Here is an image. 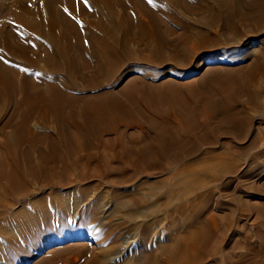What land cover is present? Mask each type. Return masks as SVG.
<instances>
[{
    "label": "bare ground",
    "instance_id": "1",
    "mask_svg": "<svg viewBox=\"0 0 264 264\" xmlns=\"http://www.w3.org/2000/svg\"><path fill=\"white\" fill-rule=\"evenodd\" d=\"M87 1L0 0V204H24L8 206L11 221L0 233L33 239L50 231L56 215L60 227L68 217L74 229L91 218L89 234L96 239L100 225L99 235L112 231L105 221L121 216L118 223L133 230L138 218L153 216L132 239L118 234L94 253L81 247L83 264H205L223 245L202 220L210 218L224 235L235 227L238 206L240 216L256 213L253 228L264 237V205L238 195L231 203L215 197L221 180L222 189L231 188V175L248 154L242 179L255 173L264 181V149L251 151L259 140L241 143L246 147L235 156L232 141L219 137L225 126L249 135L244 107H261L264 84L256 77H264V47L255 55L219 57L222 69L194 83L181 84L169 71L189 70L193 57L214 46L230 50L244 35L239 22L262 29L264 0ZM182 13L205 15L193 21ZM218 24L227 32L224 42ZM127 75L132 80L117 91ZM168 75L171 81L163 83ZM34 117L41 121L32 123ZM188 143L193 151L204 143L210 149L197 162L173 163L189 153ZM219 143L230 150L216 151ZM153 171L163 177L151 179ZM215 203L221 215L212 211Z\"/></svg>",
    "mask_w": 264,
    "mask_h": 264
},
{
    "label": "rangeland",
    "instance_id": "2",
    "mask_svg": "<svg viewBox=\"0 0 264 264\" xmlns=\"http://www.w3.org/2000/svg\"><path fill=\"white\" fill-rule=\"evenodd\" d=\"M43 1L44 0H37L36 3H38L39 5H43ZM78 1L79 2L83 1V3L85 2V4H87V2H88L87 0H78ZM8 4L11 5L13 3L9 2ZM27 4H28V6L30 5L29 3H27ZM118 9H120V8L118 7ZM3 14H5V13H3ZM182 15L189 17V19L194 21L197 18L203 17V15H205V14L202 13V14H197V15L196 14H188L187 15V14L182 13L181 16ZM238 25H239V28L244 33V35L237 38L234 45L232 44V47H230V50L221 49V46H214L213 48H211L209 50L211 52L210 54L208 53V54H204V55L203 54L202 55H196L195 57H193L190 61L191 66H189L190 67L189 70L181 71L180 74H179V71H177L175 69L172 70L173 68H170L171 70H169V71H171L172 73H174L176 71V73H178L179 77L181 78V80H180L181 84L185 85V84H189V83H194L196 80H199V78L202 77V75L208 73L212 69H219V68L222 69V67H221L222 63H219V61H218V58L221 56L234 57L235 55H237L238 52H241V51L248 52L250 54L253 53V55H255L256 52H257V54H259L261 52L260 49H262L261 47L262 46L264 47V45H263L264 44L263 43L264 42V34H263L264 33V27L262 29H260V28L256 29L255 27H252V26H250L244 22H239ZM223 26H224L223 24H218L214 27V29L218 32V39L220 41L224 42L225 36L227 35V32L223 31ZM253 28H255V29H253ZM165 33H166V35L169 36L168 30H166ZM176 33H180V31L177 30ZM169 37L171 38V41H172V36H169ZM130 44L132 47H134V44H135V46L137 45L135 42H133V43L130 42ZM141 46H143V45H141ZM165 50H167L166 51V53H167L168 48H166ZM223 58H225V57H223ZM168 76H166L165 79L163 77V79H164L163 83L171 81L170 76L169 77ZM120 78H121L120 80H122V82H120L117 85V87H116L117 91L122 90L132 80L131 78H133V77L131 75H127L125 77L121 76ZM166 78H170L169 81ZM256 79H258V82L260 85L264 84V77L263 76L258 75L256 77ZM261 80H263V81H261ZM172 81H174V79ZM262 87H264V85ZM261 99L262 100H260V99L258 100L260 105H261V107L259 109H256L252 104H246L244 107V109L246 110L247 113L249 110L248 114H249L250 119H251L250 124H249L250 129L248 127V129H249V133H248L249 135L248 136L241 137V136L234 135V133L232 132V129H231L232 126H225V127H222L219 129L220 134H221L219 136L221 142H225V140L226 141H228V140L232 141V144L229 147L231 150L229 148L228 149L231 152H233L235 156L237 155L236 151L239 150V147H246L244 145H246V144L248 145L250 143V141L252 139L254 140L255 138L259 141H258V144L251 151L257 152L259 149H260V151H262L264 149V135H263L264 134L263 133L264 132V92L261 96ZM248 106H250V107H248ZM40 121H41V119L39 117H34L31 120L32 123L40 122ZM230 129H231V131H230ZM224 131H225V133H224ZM227 133H229V134H227ZM250 134H251V136H250ZM227 135H229V136H227ZM233 143L236 144V145H234L235 147H232ZM238 143H240V144H238ZM241 143H243L244 145ZM236 146H238V147H236ZM187 148L189 150L188 154L186 153L184 155V157H182L181 159L172 160V162L176 163V164L181 163V162H185V163L197 162L198 160L201 159V157L204 156V153H202V151L209 150L210 146H209V144L204 143V144L199 146L200 151H193L195 149L193 143H188ZM215 148H216V151H219V152L228 150L227 148L223 149L221 143L217 144V146ZM250 161H251V158L249 159V154L244 156V157L242 156L240 166L237 168V171H235L233 173L234 175H231L232 176L231 177V179H232L231 185L232 186L229 190L226 191V189H222L221 185H222L224 180L220 181V183L216 187V189L217 188L218 189L215 191V197L217 200L219 199L221 201L223 200V202L231 203L232 197L234 195H238L239 198H241V200L251 199L249 201L247 200L250 204H253V205L259 204L257 206L264 205V202H263L264 201V181L258 180L254 175L255 173L252 174L251 179H247V178L245 179L244 178V180H243L242 176H241L243 170H245L248 167L247 163H250ZM255 168L260 170L262 167L260 165H258ZM159 175H160V173L158 171H153L151 173L150 177H151V179H159ZM160 176L163 177V174ZM259 179L264 180V177H262V178L259 177ZM240 180H241L242 186H244V188H247L249 190V192H251V194H253V196H248L247 193L245 194L244 189L240 185ZM243 183H245L246 186ZM37 185H38V183L33 184V187H38ZM39 185H41V184H39ZM106 187L109 188L110 190H112L111 187H109V186H106ZM206 187L210 188V185L207 184ZM47 188H48V186L44 187V192L48 191L49 188L48 189ZM142 189L146 190V188H142ZM233 189L237 192H234ZM218 192H219V195H218ZM257 194H260V195H257ZM215 200H213V201L215 202ZM164 201H165L164 198H161L158 201H156V203H158L159 206L162 207L164 204ZM260 201H261V203H260ZM5 203H7V204H0V225L5 224L7 222L9 223V221H11L9 219L10 213H9V211H7L8 210L7 208L9 205H10L9 206L10 208H13L15 210L23 207V205H24L22 202L21 203L20 202L13 203V202L7 201ZM25 207L27 209H34L33 204H27ZM210 207H212V209H214L212 211H216V213L218 215H221L220 211L217 210V208H216V203L214 205L212 204V206L210 205ZM236 207H237V209H236V212L234 214V218H235L234 223L235 224L233 225L235 227L230 226L228 228V226H227L224 235L219 233L218 228H221L219 225H218V228H216V231L214 230L215 228H214L210 218H204V220H202L203 224L208 229H210L212 232H214L215 240L218 242H219V240H221L222 245H223V247L220 250L221 253H220L219 257H217L215 259L207 258L204 261L205 264H264V237H262V238L258 237L257 233L254 231V228H253V223H254L256 213L251 212V214H248L246 216L244 214L240 216V208H238V206H236ZM210 212H211V209L209 208L207 210V213H210ZM54 217H56V218L52 220V228L50 229V231L33 238L34 240L29 239V238H23V237H21L22 238L21 239L20 236H18V238H19L18 239L16 235L14 237H11V236L9 237L8 235H6L5 233H3L1 231V233H0V264H50V263H52V264H78V263L83 264L84 260H85L86 253L83 254L84 252L79 253L77 251L81 247L83 250L85 249L87 251H90V249H91L90 252L94 253V252H98L99 246L101 247L102 244H105V245L109 244L111 239H113L118 234L123 235V233L124 234L126 233L125 236H130V234H136L138 236L139 233L137 231H133V230L136 229L137 227L139 229V225H141L142 222L150 221L152 219L151 217H153V216H149V217L146 216L145 218H138L136 220V222H134L136 224V226L133 230L131 229L132 232H131V230H129L130 225H128V223H126L125 221H123L121 224L118 223V221H122L121 216H120V219H115L112 222H106L105 221V222H103V225L106 224L107 228L111 229L112 231L109 232V234L106 236L99 235V233L101 234V232H102L101 229L103 227L102 225H100V228H98V235H97L96 239H93L92 236H90V234H89L90 233L89 232V230H90L89 226L95 224V221H92L91 218H90L91 221L88 219L86 222L79 223V224L77 223L78 224L77 229H74L71 226V223L69 222L70 219L68 217L66 219H64L66 222L63 226L61 225V227H60V225H58L59 220L56 221L58 219V216L55 215ZM217 221L219 223H221L222 219L218 217ZM127 227H128V230L126 231ZM61 230H63V231L61 232ZM75 231H76V233L80 234L79 235L80 237L78 236V234H77V236L74 235ZM57 233H60L61 240L58 238L56 239ZM65 234L73 235V236H68L66 238L64 237L62 239V237ZM132 237L133 236H130L129 239H132ZM124 238L120 239L118 243L120 244L121 242H123ZM20 239H21V241L23 240L24 242L23 241L20 242ZM98 241H102V242H100L98 244L97 243ZM150 243H152V242H150ZM75 253H77V254H75ZM77 258H79V259H77Z\"/></svg>",
    "mask_w": 264,
    "mask_h": 264
}]
</instances>
